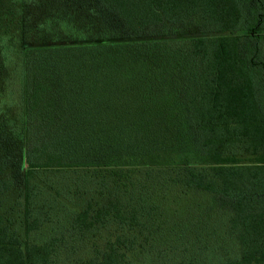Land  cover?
Masks as SVG:
<instances>
[{
    "label": "trees",
    "instance_id": "1",
    "mask_svg": "<svg viewBox=\"0 0 264 264\" xmlns=\"http://www.w3.org/2000/svg\"><path fill=\"white\" fill-rule=\"evenodd\" d=\"M99 230L75 264H264V0H0V264Z\"/></svg>",
    "mask_w": 264,
    "mask_h": 264
},
{
    "label": "rangeland",
    "instance_id": "2",
    "mask_svg": "<svg viewBox=\"0 0 264 264\" xmlns=\"http://www.w3.org/2000/svg\"><path fill=\"white\" fill-rule=\"evenodd\" d=\"M43 177L53 179L55 186L65 184L62 182V176L59 174L55 175L51 172L43 173L40 176V179ZM73 194V198L71 199H68L63 195H58L53 204L48 202V204L44 206L46 209L51 211L50 221L47 226L43 227L42 230L36 231V233L32 235L33 240H47L53 233L62 230L66 226V218L69 213L76 211L83 202V199L86 198L83 193H74L73 191ZM111 233L113 234V231L99 230L91 234L81 236L77 239H71L66 236V239L68 240L66 242L67 247L60 250L52 264H75L82 258H88V256L93 254L96 247L103 245L104 239ZM187 256H189V254L186 252V257ZM137 262L139 264H153L149 260H145V257H138Z\"/></svg>",
    "mask_w": 264,
    "mask_h": 264
}]
</instances>
